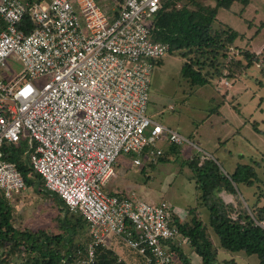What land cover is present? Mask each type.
<instances>
[{
	"label": "built area",
	"instance_id": "2783aa9c",
	"mask_svg": "<svg viewBox=\"0 0 264 264\" xmlns=\"http://www.w3.org/2000/svg\"><path fill=\"white\" fill-rule=\"evenodd\" d=\"M113 1L0 0V69L23 67L15 80L0 78V193L14 207L27 188L4 150L25 141V164L87 221L88 243L61 264H98L101 246L117 264H184L181 251L194 252L169 202L106 188L121 155L149 169L165 154L163 140L214 159L149 115L155 61L170 51L154 37L157 15L173 0ZM27 12L38 25L29 33L20 28ZM220 83L232 85L227 76ZM253 218L264 228V217Z\"/></svg>",
	"mask_w": 264,
	"mask_h": 264
},
{
	"label": "trees",
	"instance_id": "16d2710c",
	"mask_svg": "<svg viewBox=\"0 0 264 264\" xmlns=\"http://www.w3.org/2000/svg\"><path fill=\"white\" fill-rule=\"evenodd\" d=\"M177 1L163 3L157 15L159 29L155 30L154 37L170 45V54L177 53L185 59L181 74L189 87L205 86L224 76L233 78L234 67H241L245 74L255 63L261 64L259 69L264 76V60L251 49L237 44L239 39H244V33L218 17L220 10L231 11L235 3L240 4L243 10L250 0H182L183 6L180 8ZM210 1H215V4ZM37 26L29 12L20 22V28L26 33ZM263 26L264 21L256 32L259 33ZM251 39H248V43ZM234 46L240 48L239 57L232 52ZM253 125L259 133L264 134L257 121ZM26 147L27 143L22 141L7 144L4 150L30 187L36 184L33 176L40 180L41 177L25 164L23 154ZM164 159L165 156H162L159 161ZM187 161L191 178L196 183L198 200L177 224L191 240L192 252L201 257V264H238L235 257L220 261L219 250L256 254L259 264H264V228L256 224L253 218L264 217V190L256 202L250 204L248 200L246 205L240 189L242 185L252 187L256 183L264 187V180L257 169L260 162H240L233 172L228 173L223 171L215 156L214 159L201 161L200 155H196ZM61 205L60 210H65L67 215L59 217L58 234L46 228L38 232L22 230L14 224V207L0 193V247L5 249L1 264H61L64 253L72 255L70 260H74V252L79 248L84 249L89 241L87 221L80 214L71 213L62 201ZM204 208L209 213V225L203 221ZM208 226L218 237L219 245L210 236ZM86 235L85 242L82 237ZM97 256L98 264H117V255L112 249L101 246ZM181 257L184 264H200L192 253L181 251Z\"/></svg>",
	"mask_w": 264,
	"mask_h": 264
},
{
	"label": "rangeland",
	"instance_id": "374dc122",
	"mask_svg": "<svg viewBox=\"0 0 264 264\" xmlns=\"http://www.w3.org/2000/svg\"><path fill=\"white\" fill-rule=\"evenodd\" d=\"M250 1L252 5H257L251 9H257L259 14L256 15L254 23L250 22L253 25L251 31H245L246 38L255 33L260 21L264 19V0ZM178 3L181 4L177 6L178 8L183 6L182 0H178ZM211 3L215 4V1ZM238 8L239 5H234L232 11L220 10L218 17L233 28L244 31L249 28L250 23L245 20L246 17L237 13ZM249 11L247 10L245 15L252 14ZM246 38L239 42L245 44L248 40ZM250 43L244 46L256 50L264 44V28L250 40ZM237 48L234 46L232 52L239 57L237 51H240V48ZM258 55L264 60V52ZM184 62L185 59L177 53L167 54L155 61L151 81L150 115L157 116L164 124L184 130L186 134L191 132L193 134L191 140L214 155L224 172H231L236 160L242 163L259 161L258 173L264 180V134L259 133L253 125L257 121L259 128L264 130V76L259 65L255 63L245 74L241 67H234V77L230 80L232 84H236V89L229 92L228 89H220L221 78L215 79L217 86L211 83L197 88L189 87L181 74ZM22 68L20 63L11 62L5 70L0 69V78L15 80L21 74ZM222 93L229 94L224 96ZM198 152L199 149L195 148L191 156L198 155ZM24 157L23 154V159ZM181 157L177 165L170 160H164L149 169L145 168L144 171L130 170L128 174L131 178L136 176V179L143 181L142 185H137V197L149 203L166 200L179 216L184 217L188 208L197 203L198 193L195 182L189 176L188 161H185V158L189 160V156ZM33 178L36 180L35 186H27L15 201L14 224L19 229L34 232L44 228L50 229L56 235L60 231L59 217L67 213L60 210L63 206L58 196L49 192L42 180L34 176ZM240 189L247 205L248 200L250 204L257 201L264 187L261 183H256L252 187L242 185ZM202 217L209 225V213L205 208L202 210ZM208 230L215 244L219 245L213 229L208 226ZM87 235L82 237L85 242ZM186 250L191 252L190 248ZM192 256L201 260L196 253H192ZM232 257L237 258L238 264H259L256 254L219 250L220 261Z\"/></svg>",
	"mask_w": 264,
	"mask_h": 264
},
{
	"label": "crops",
	"instance_id": "0c3cea01",
	"mask_svg": "<svg viewBox=\"0 0 264 264\" xmlns=\"http://www.w3.org/2000/svg\"><path fill=\"white\" fill-rule=\"evenodd\" d=\"M97 1H99L100 3H102V2H109V4L111 3V2H113L114 3V1L113 0H97ZM212 2V1H211ZM108 4V5H109ZM114 5V4H113ZM234 5H236V6H238L239 5V8H238V12L237 13H239V12H242V14H241V16H243V17H246L247 18V16H250L249 18H248V20L245 18V20L246 21H250V22H253L254 23V20H255V18H256V15H258L259 14V11L257 10V9H251L252 8V6H255V5H252V3H251V1H250V3H249V5L246 7V8H244L243 10H242V6L240 5V4H238V3H235ZM233 5V6H234ZM111 6V5H110ZM257 6V5H256ZM255 6V7H256ZM247 10H250L249 11V13H252V14H247V15H245L246 14V11ZM255 10V11H254ZM232 11V10H231ZM262 21H264V19L263 20H261L260 21V23L262 22ZM253 25H250V26H248L249 28L248 29H246V30H244V31H241V30H239V31H241L242 33H244V39L247 37V33L245 32V31H251V27H252ZM264 28V26L260 29V32H261V30ZM238 30V29H237ZM257 30V29H256ZM256 30H255V33L251 36V37H248V38H246V39H249V38H254V37H256L259 33H257L256 32ZM254 32V31H253ZM244 39H239L238 41H237V44H240V45H242V47H246V48H249V49H251L252 51H254V52H256L257 54L258 53H260V52H264V44H262V46L261 47H258V49H253V48H250V47H248V46H244V45H247V44H251L250 42L248 43V40L246 41V43L245 44H242V43H240L239 41H242V40H244ZM235 47H237V46H235ZM239 48V47H238ZM237 48V49H238ZM240 50V49H239ZM170 54V53H169ZM260 67V66H259ZM214 84H215V86H217L216 85V83L214 82ZM235 83H233L231 86H229V87H226V86H224L223 84H221L220 83V89L222 88V89H228L229 90V92H230V90H235L236 88H235ZM216 90L218 91V88H216ZM224 92V91H223ZM220 93V92H219ZM229 93H222V95H228ZM151 98H152V96H151ZM214 111V110H213ZM149 115H150V113H149ZM150 117H152L153 119H155V120H157V121H159V122H161V120H159V118L157 117V116H155V117H153V116H151L150 115ZM162 124H164L163 122H161ZM166 127H169V128H172V129H175V130H177V131H179L182 135H184V136H186L194 145H196V146H198L199 148H201V149H203L201 146H199L198 144H196L195 142H193L191 139H192V135L193 134H191V132H187V134L185 133V131L183 130H180L179 128H176V127H174L173 125H169V124H164ZM222 142V141H221ZM162 147H163V149L165 150V154H164V156H165V159L164 160H170V161H172L174 164H176L177 165V162L178 161H180L181 159H182V157H181V155H183V156H189V158L188 159H191L192 157H194V156H191V155H193L194 154V152H195V147L193 146V145H191V144H189V143H183V144H176V143H174V144H169L168 142H166L165 140H163L162 142H160L159 143ZM207 151V150H206ZM196 156V155H195ZM134 158H135V155L134 154H124V155H121L120 157H119V159H118V161H117V163H116V166H115V169H116V175L114 176V177H112L110 180H109V183L107 184V190L109 191V192H111V193H122V194H130V195H133V196H135V197H137L136 196V188H137V185H142V180L141 179H136V176H134V178H131V177H129V171L130 170H132V171H134V172H141L144 168H140V167H138V166H136V165H134L133 164V160H134ZM164 160H161V161H159V163L160 162H162V161H164ZM185 161L187 162V158H185ZM183 163V162H182ZM238 163H240V161H238V160H236L235 161V163H234V165H233V168H232V171L231 172H233L234 170H235V168H236V166H237V164ZM244 163V162H243ZM189 169V168H188ZM231 172H228V173H231ZM189 176H190V179L191 180H193L191 177H192V173H191V171H190V169H189ZM142 181V182H141ZM194 181V180H193ZM195 185H196V183H195ZM198 195V194H197ZM138 198H141V197H138ZM141 199H143V198H141ZM188 211V210H187ZM186 216V215H185ZM184 216V217H185ZM116 251H118L119 253H122V251H123V249L121 248V247H116ZM195 260H197V261H200L201 263H202V260H200V259H195ZM200 263V264H201Z\"/></svg>",
	"mask_w": 264,
	"mask_h": 264
}]
</instances>
